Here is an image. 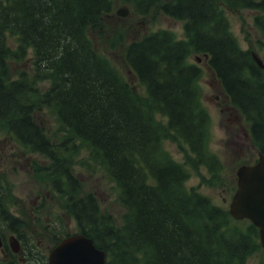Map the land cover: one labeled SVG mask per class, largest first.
Masks as SVG:
<instances>
[{
	"label": "trees",
	"instance_id": "trees-1",
	"mask_svg": "<svg viewBox=\"0 0 264 264\" xmlns=\"http://www.w3.org/2000/svg\"><path fill=\"white\" fill-rule=\"evenodd\" d=\"M124 1L136 2L142 11L149 2ZM218 1L159 2L164 14L185 21L187 39L162 29L129 43L126 61L146 88L142 97L89 36L112 11L113 0H0V122L20 144L50 160L38 172L63 191L67 213L80 232L105 249L108 264H246L259 245L253 224L232 226L228 210L185 187L188 171L162 147L171 132L189 146L195 165L222 169L207 148L208 114L197 86L201 68L187 62L194 51L209 54V65L264 153V70L251 50L239 46ZM221 1L261 9L255 22L264 32V0ZM7 33L17 37L15 47L7 43ZM28 57L31 72L12 78L9 61ZM40 81L48 83L39 86ZM44 107L57 117L59 142H52L35 117ZM77 142L90 151L87 168H101L119 187L127 208L122 226L99 212L92 193L79 194L68 155ZM23 225L0 180L1 231ZM59 230L56 241L69 234ZM35 253L31 264H47L45 255Z\"/></svg>",
	"mask_w": 264,
	"mask_h": 264
},
{
	"label": "rangeland",
	"instance_id": "rangeland-1",
	"mask_svg": "<svg viewBox=\"0 0 264 264\" xmlns=\"http://www.w3.org/2000/svg\"><path fill=\"white\" fill-rule=\"evenodd\" d=\"M148 1L145 11H142L136 2L113 0L112 12L104 16L101 27L89 31L96 50L142 97L147 94L146 88L126 61V48L129 43L147 33L162 29L171 31L176 39L187 38L184 21L164 14L157 7L160 1L166 0ZM218 4L228 18L230 30L240 47L256 52L264 60V33L255 23L258 11L250 8H232L220 0ZM122 8L127 10L124 16L117 13V10ZM7 38L11 47L18 44L15 35L7 33ZM198 55L202 57L200 62L196 59ZM187 62L197 64L201 68L197 86L201 107L208 114L207 148L219 158L222 169L212 172L208 166L195 165L191 149L171 132H167V136L162 140V147L188 171L185 181L187 189L194 188L207 195L213 204L228 209L234 194L237 168L243 162H255L258 151L252 140L250 123L239 110L232 108L220 81L204 56L191 51ZM9 67L12 78H17L22 71L31 72L32 60L29 57L22 61L10 60ZM47 83L40 81L38 85ZM35 117L53 142L61 140L57 117L51 109L44 107L36 111ZM156 118L161 123L167 122V118L160 113H156ZM68 155L73 173L79 180V194L92 193L98 201L99 212L111 217L117 227L122 226L127 208L121 201L117 184L101 168H87V163L92 162V159L89 149L82 143L77 142ZM39 164L45 166L46 159L22 146L8 133L6 124L0 122V180L11 197L12 210L24 221L19 233L24 236L27 245L34 252L44 250L47 253L54 243L53 233L59 231L60 227L74 231L76 223L66 211V195L63 191L54 190L52 180L35 169ZM247 224V220L232 222V226L239 228H244ZM11 234L9 230L4 231L8 239ZM26 257L18 263L26 264ZM2 259L0 251V264H3ZM16 259L18 260V257ZM245 260L246 264H264L262 246L253 249Z\"/></svg>",
	"mask_w": 264,
	"mask_h": 264
},
{
	"label": "water",
	"instance_id": "water-1",
	"mask_svg": "<svg viewBox=\"0 0 264 264\" xmlns=\"http://www.w3.org/2000/svg\"><path fill=\"white\" fill-rule=\"evenodd\" d=\"M119 13L125 14L126 11L119 10ZM253 55L264 68L262 59L256 53ZM237 175L238 187L230 204V212L236 218H250L259 227L261 244L264 247V154L259 152V159L255 164L241 165ZM13 241L12 246L17 250L18 241ZM48 264H107L106 252L96 247L92 238L82 233L73 234L51 249Z\"/></svg>",
	"mask_w": 264,
	"mask_h": 264
},
{
	"label": "flooded vegetation",
	"instance_id": "flooded-vegetation-1",
	"mask_svg": "<svg viewBox=\"0 0 264 264\" xmlns=\"http://www.w3.org/2000/svg\"><path fill=\"white\" fill-rule=\"evenodd\" d=\"M3 255H4L5 262H9V261L11 262L12 258L15 256L14 253H8V252L3 253Z\"/></svg>",
	"mask_w": 264,
	"mask_h": 264
}]
</instances>
